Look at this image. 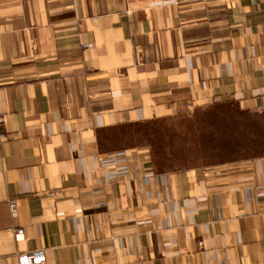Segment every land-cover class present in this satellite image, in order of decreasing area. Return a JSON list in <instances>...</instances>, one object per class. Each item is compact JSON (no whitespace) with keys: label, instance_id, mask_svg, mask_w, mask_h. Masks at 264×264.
<instances>
[{"label":"crops","instance_id":"crops-1","mask_svg":"<svg viewBox=\"0 0 264 264\" xmlns=\"http://www.w3.org/2000/svg\"><path fill=\"white\" fill-rule=\"evenodd\" d=\"M224 103L264 119V0H0V264H264V152L111 146Z\"/></svg>","mask_w":264,"mask_h":264},{"label":"rangeland","instance_id":"rangeland-1","mask_svg":"<svg viewBox=\"0 0 264 264\" xmlns=\"http://www.w3.org/2000/svg\"><path fill=\"white\" fill-rule=\"evenodd\" d=\"M143 144L165 168L225 163L264 152V119L224 103L111 131V146Z\"/></svg>","mask_w":264,"mask_h":264},{"label":"built area","instance_id":"built-area-1","mask_svg":"<svg viewBox=\"0 0 264 264\" xmlns=\"http://www.w3.org/2000/svg\"><path fill=\"white\" fill-rule=\"evenodd\" d=\"M11 209L17 210L18 203L17 200L13 199L9 202ZM18 233H23V229H16ZM20 264H45V253L43 249H36L30 251H23L18 254Z\"/></svg>","mask_w":264,"mask_h":264}]
</instances>
